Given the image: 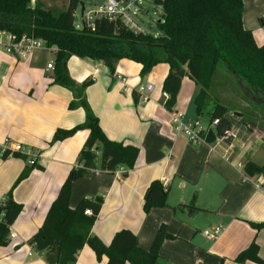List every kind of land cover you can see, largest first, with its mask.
Returning <instances> with one entry per match:
<instances>
[{
	"label": "crops",
	"instance_id": "1",
	"mask_svg": "<svg viewBox=\"0 0 264 264\" xmlns=\"http://www.w3.org/2000/svg\"><path fill=\"white\" fill-rule=\"evenodd\" d=\"M36 1H31L32 6ZM38 1L48 9L58 4L57 0ZM82 6L83 17L86 8ZM102 6L89 12H98ZM243 6L244 29L252 33L258 46H264V0H243ZM128 7L134 9L131 2ZM141 31L144 33L142 28ZM2 39L7 40V33ZM54 62V48L19 60L0 47V146L9 141L13 147L21 145L37 152L39 167L13 190V198L23 205V210L10 227L15 239L0 247V264H46L44 253L29 256L28 242L42 226L70 170L79 166V155L89 136L88 131H80L51 144L57 130H71L86 119L83 108H69L75 100L74 93L54 83V70L47 68ZM67 67L77 86L87 79L93 81L85 90V99L108 139L140 149L133 170L120 167L108 173L95 169L73 183L71 208L84 199L103 197L91 230L93 237L109 246L117 232L129 230L136 236L139 248L149 251L164 227L174 239L162 244L159 264H236V257L253 241L264 260V228H255L264 224V176H246L243 169L249 161L264 167V157L259 158L260 153L264 154V134L261 127L247 126L250 115L243 122L237 121L243 133L232 150L227 146L214 149L210 144L194 146L174 132L163 105L162 88L169 65L159 64L143 78L141 66L129 60L116 62L114 76L96 60L73 56ZM119 76L126 80L124 84L117 79ZM148 84L153 86L148 101L136 103L133 93L139 97L138 89ZM199 91L198 85L185 78L173 109L201 119L194 104ZM256 147L260 150L255 151ZM28 165V159L9 154L4 157L0 152V202ZM155 180L169 187L168 206L146 214L145 192ZM175 210L180 211L182 219L176 217ZM218 226L223 227L220 237L207 241L204 231ZM75 264H107V258L98 260L85 246Z\"/></svg>",
	"mask_w": 264,
	"mask_h": 264
},
{
	"label": "trees",
	"instance_id": "2",
	"mask_svg": "<svg viewBox=\"0 0 264 264\" xmlns=\"http://www.w3.org/2000/svg\"><path fill=\"white\" fill-rule=\"evenodd\" d=\"M31 1L0 0V33L33 35L45 41L49 49L54 48V83L74 93L70 110L83 108L85 111L84 123L71 130H57L51 144L62 142L80 131H88L89 136L79 155V166L70 170L42 226L28 243L45 254L47 264H75L85 246L93 250L98 260L107 258V264H159L162 244L170 238L164 227L160 228L149 251L139 248L136 236L129 230L117 232L111 244L105 246L91 235L103 197L84 199L76 208L69 206L74 182L89 176L95 169L108 173L120 167L133 170L140 149L128 142L108 139L85 99V90L93 81L87 79L77 86L69 76L68 60L74 56L100 61L112 76L116 62L129 60L141 66L142 78L159 64L169 65L162 88L167 95L164 107L173 110L183 80H192L200 87L194 103L196 115L206 117L209 123L218 120L215 130L207 133V142L212 144L235 122H243L250 114L249 110L231 111L212 97L213 80L219 69H225L235 77L245 93L246 102L255 106L254 112L264 115V46H258L252 33L243 27V0H152L163 11L158 36L131 30L121 16L102 15L95 18L92 27L83 23L77 28L75 14L81 0H68L61 10L45 8L38 0L32 6ZM116 1L128 3L132 0ZM133 97L138 103L136 92ZM236 114L242 117L238 118ZM261 128L264 134V126ZM13 156L27 160L17 153ZM36 166L28 165L15 186L27 179ZM243 169L246 176L264 175V167L250 161ZM13 190L0 202V247L9 244L10 227L23 210V205L14 200ZM169 190L161 181H153L145 192L144 213L166 207ZM87 210L92 211L91 216L85 215ZM255 228L262 229L264 224ZM235 261L264 264L255 241Z\"/></svg>",
	"mask_w": 264,
	"mask_h": 264
},
{
	"label": "built area",
	"instance_id": "3",
	"mask_svg": "<svg viewBox=\"0 0 264 264\" xmlns=\"http://www.w3.org/2000/svg\"><path fill=\"white\" fill-rule=\"evenodd\" d=\"M103 1L104 4L98 12H88L85 16L83 15L82 25L83 23H85L86 25L92 27L95 18L100 17L102 15L107 17L121 16L122 21L131 30L135 32H142L138 24L135 23L134 20H132L131 17L128 15V11H131L129 10L128 6L119 9L122 3H119L116 0H103ZM2 36H4V32L0 33V47L5 51V53L19 60H24L29 58L32 54H34L37 51L50 50L46 46L45 41H43L42 39H38L33 35L23 34L21 36H18L13 33H7L6 41L2 39ZM47 68L49 70H53L54 69L53 64L51 63L47 65ZM117 79L122 84H124L126 81L121 76L117 77ZM152 90H153V86L151 84L141 86L138 89L139 101L143 103L147 102L149 99L148 93H150ZM165 97H167L166 94ZM168 112L170 116L171 127L176 134L183 135L188 139L189 143H191L194 146L200 144H209L207 142V133L210 130H215V128L218 126V120H214L213 122L209 123L207 126H204L201 123L200 119L189 118L183 112L176 111L174 109ZM242 133H243V127L237 122H235L230 129L226 130L221 136H218L215 139V141L210 145H212L214 149H218L221 146H227V149L230 151L234 147L233 146L234 142L240 138V135ZM0 152L2 153V155L5 154L13 155L14 153H17L21 156H24L28 159V164L32 166L36 165L38 161L37 152L26 150L21 145H16L13 147L9 141H6L0 146ZM239 167L243 168L242 165H239ZM256 187L260 189L261 185L258 184ZM85 215L91 216L92 211L91 210L85 211ZM222 232H223V227L218 226L210 230L204 231L203 235L207 239V241L214 242L220 237ZM15 237L16 235L14 233H9L8 239L9 241H11L15 239ZM37 253L39 252L37 251L36 246L30 244L29 256H33ZM236 264H240V263H236Z\"/></svg>",
	"mask_w": 264,
	"mask_h": 264
},
{
	"label": "rangeland",
	"instance_id": "4",
	"mask_svg": "<svg viewBox=\"0 0 264 264\" xmlns=\"http://www.w3.org/2000/svg\"><path fill=\"white\" fill-rule=\"evenodd\" d=\"M57 1L58 4H56L54 7L57 8L58 10L65 8L68 3V0H57ZM130 2L131 5L134 7L133 10L128 11V15L131 17V19L134 20V22L137 23L138 26L143 29L144 33H149L154 36L160 35L161 31L159 30L158 22L161 21L160 14H162L163 12L162 10H159L158 8L159 6H157L152 0H132ZM130 2L122 3L119 9L129 6ZM82 4H84V7L86 8L84 12V14L86 15L90 10L97 9L100 4L103 5L104 1L82 0L75 14V26H77V28L82 26V8H83ZM212 87H213L212 97L217 98L219 101L224 103L228 108H230L231 111L234 110L242 111V112L243 111L246 112L247 110L250 111L249 113L252 115L249 114L250 116L246 121L247 126H249L252 129L264 126V115L260 116V114L254 112L255 106L252 107V105H250L249 102H246L245 93L242 90L241 85L236 81L235 77L232 74L227 72L225 69H219L214 77ZM260 109L262 110V108ZM261 110H259V112H262ZM200 121L204 126H207L209 124V120L206 117H202ZM257 145L260 147L261 143L258 142ZM256 150H260V148L256 147L255 151ZM259 155H260L259 158L263 159L264 154L260 153ZM20 175L21 173L15 180L14 184L12 185L8 193L13 190ZM23 182L24 180L21 181L19 184H17L15 188H17ZM175 211L177 213L176 217L182 219V215L179 214L180 211L178 210ZM167 239H174V238L170 236V238H166L165 240Z\"/></svg>",
	"mask_w": 264,
	"mask_h": 264
},
{
	"label": "water",
	"instance_id": "5",
	"mask_svg": "<svg viewBox=\"0 0 264 264\" xmlns=\"http://www.w3.org/2000/svg\"><path fill=\"white\" fill-rule=\"evenodd\" d=\"M83 11H84V8H83ZM236 116H241L240 114H236Z\"/></svg>",
	"mask_w": 264,
	"mask_h": 264
}]
</instances>
